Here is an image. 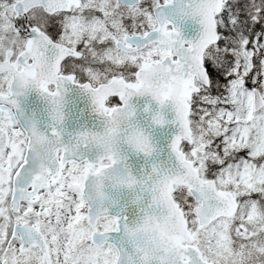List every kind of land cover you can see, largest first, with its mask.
Returning <instances> with one entry per match:
<instances>
[{
  "label": "snow or ice",
  "instance_id": "snow-or-ice-1",
  "mask_svg": "<svg viewBox=\"0 0 264 264\" xmlns=\"http://www.w3.org/2000/svg\"><path fill=\"white\" fill-rule=\"evenodd\" d=\"M0 264H264V0H0Z\"/></svg>",
  "mask_w": 264,
  "mask_h": 264
},
{
  "label": "flooded vegetation",
  "instance_id": "flooded-vegetation-1",
  "mask_svg": "<svg viewBox=\"0 0 264 264\" xmlns=\"http://www.w3.org/2000/svg\"><path fill=\"white\" fill-rule=\"evenodd\" d=\"M72 91V90H70ZM69 91V92H70ZM36 99L38 102L32 106V100ZM68 98H71V95L68 96ZM70 100V99H69ZM20 107H21V112L23 113V118H31L34 117L36 120L40 122V127L41 130H44V127L46 123L48 122V111L49 107L48 104L45 102L43 97H41L37 92L35 91H30L28 92L24 97L21 98L20 101ZM67 112L69 115V118L67 119V123L71 124V104L67 106ZM68 132H74V131H69L68 125L66 124ZM81 126H75L76 130L78 131Z\"/></svg>",
  "mask_w": 264,
  "mask_h": 264
},
{
  "label": "water",
  "instance_id": "water-1",
  "mask_svg": "<svg viewBox=\"0 0 264 264\" xmlns=\"http://www.w3.org/2000/svg\"><path fill=\"white\" fill-rule=\"evenodd\" d=\"M185 35L187 38L191 39L194 38L195 36V29L194 28H189L188 30L185 31ZM77 99V97H76ZM38 101L34 98L32 100V106H34ZM69 105V103H68ZM74 105L77 107L74 108ZM83 112V115L80 113ZM91 126L93 124V117L85 110V102L83 101L82 98L80 100H72L71 102V124H68L69 131H75L76 128L75 126ZM142 162V161H141Z\"/></svg>",
  "mask_w": 264,
  "mask_h": 264
}]
</instances>
